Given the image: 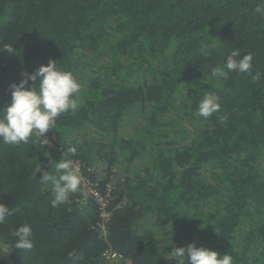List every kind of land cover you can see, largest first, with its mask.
Listing matches in <instances>:
<instances>
[{
  "label": "trees",
  "instance_id": "obj_1",
  "mask_svg": "<svg viewBox=\"0 0 264 264\" xmlns=\"http://www.w3.org/2000/svg\"><path fill=\"white\" fill-rule=\"evenodd\" d=\"M258 4L0 0V49H14L0 51V108L10 102L11 84L50 60L81 84V106L61 114L41 139L34 133L27 143L0 142V204L13 210L0 225V264H73V250L83 254L77 264H104L106 249L134 264H175L173 249L193 242L232 255L234 264H264ZM202 41L211 45L207 55ZM234 49L252 55L259 81L212 74ZM205 91L221 105L207 120L195 115ZM69 158L108 195L106 223L94 200L76 202L79 191L52 207L51 185L33 175L38 164L57 175L49 161ZM23 224L33 230L31 251L14 247L11 231Z\"/></svg>",
  "mask_w": 264,
  "mask_h": 264
},
{
  "label": "clouds",
  "instance_id": "obj_2",
  "mask_svg": "<svg viewBox=\"0 0 264 264\" xmlns=\"http://www.w3.org/2000/svg\"><path fill=\"white\" fill-rule=\"evenodd\" d=\"M255 13L264 15V0H259ZM217 39V38H213ZM202 51L207 55V49L211 46L204 41ZM0 51H7L12 54V45L6 44ZM252 55L241 56L239 49H234L227 57L223 68L214 69L213 75L227 78L228 74L247 73L252 75ZM261 73L257 71L252 75L253 81H259ZM29 81L33 83L30 85ZM38 81V83H36ZM81 84L71 72L60 70L55 61H49L47 66H40L32 74H24V78L18 83L9 86L10 102L7 106L0 108V142L4 144L18 145L27 143L34 133L39 137L44 136L50 129L57 126V118L69 111L75 112L81 105L78 101V93ZM219 97L214 93L205 91L202 100L199 102L196 116L205 120L220 110ZM227 117L221 118L223 123ZM45 144H48V140ZM69 156H74L77 149L70 147L67 150ZM55 164L57 175L42 169L38 164L33 175L40 173V180L45 185H51L54 198L51 200L52 207L64 204L72 193L80 192L86 200L87 194L82 186L83 178L79 174L76 163L72 159H61ZM13 212L12 209L0 204V225L4 224ZM15 238L14 247L19 250L31 251L33 248V230L28 224H23L11 231ZM175 264H234V257L229 254L220 256L217 252L208 250L201 246L196 247L195 242L186 247L174 248L170 253ZM73 264L83 259V254H77L75 250L69 253Z\"/></svg>",
  "mask_w": 264,
  "mask_h": 264
},
{
  "label": "built area",
  "instance_id": "obj_3",
  "mask_svg": "<svg viewBox=\"0 0 264 264\" xmlns=\"http://www.w3.org/2000/svg\"><path fill=\"white\" fill-rule=\"evenodd\" d=\"M37 134V133H36ZM47 140L45 138L42 139ZM44 144L46 141H43ZM48 145V144H47ZM76 167L79 170V174L83 178L82 188L87 194V199H92L95 201V204L98 205L99 216L103 223H106L110 218V212L107 210V205L109 203L108 195L101 194L97 190V183L91 182L84 174L81 172V166L79 162H75ZM84 198H79L76 200L79 204H84L86 201ZM102 229H105V225L101 226ZM105 233V230H104ZM101 258L104 264H134L128 257L124 256L119 251H113L111 249H106L101 253Z\"/></svg>",
  "mask_w": 264,
  "mask_h": 264
},
{
  "label": "rangeland",
  "instance_id": "obj_4",
  "mask_svg": "<svg viewBox=\"0 0 264 264\" xmlns=\"http://www.w3.org/2000/svg\"><path fill=\"white\" fill-rule=\"evenodd\" d=\"M48 145L50 146V147H54V145H52V144H50V143H48ZM100 168L102 167V166H99Z\"/></svg>",
  "mask_w": 264,
  "mask_h": 264
}]
</instances>
